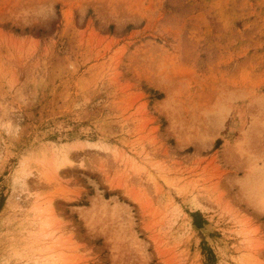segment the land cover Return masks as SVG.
Wrapping results in <instances>:
<instances>
[{
	"label": "rangeland",
	"instance_id": "1",
	"mask_svg": "<svg viewBox=\"0 0 264 264\" xmlns=\"http://www.w3.org/2000/svg\"><path fill=\"white\" fill-rule=\"evenodd\" d=\"M263 172L264 0H0V264H264Z\"/></svg>",
	"mask_w": 264,
	"mask_h": 264
},
{
	"label": "bare ground",
	"instance_id": "2",
	"mask_svg": "<svg viewBox=\"0 0 264 264\" xmlns=\"http://www.w3.org/2000/svg\"><path fill=\"white\" fill-rule=\"evenodd\" d=\"M64 161L66 162V161H69V156L68 155H66L65 157H64ZM64 162V163H65ZM263 178H264V172H263Z\"/></svg>",
	"mask_w": 264,
	"mask_h": 264
}]
</instances>
